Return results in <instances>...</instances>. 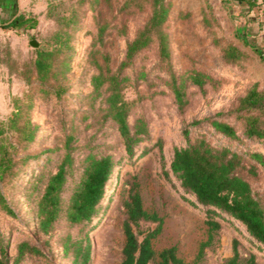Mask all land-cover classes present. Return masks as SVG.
I'll return each instance as SVG.
<instances>
[{
    "label": "rangeland",
    "instance_id": "rangeland-1",
    "mask_svg": "<svg viewBox=\"0 0 264 264\" xmlns=\"http://www.w3.org/2000/svg\"><path fill=\"white\" fill-rule=\"evenodd\" d=\"M16 1L22 12L37 13L41 24L37 30L27 33L0 29V129L3 130L0 139L9 146L18 137L10 118L18 100L23 101L32 89L34 107L28 115L38 125L35 139L21 147L16 156L17 174L3 187L13 213L0 211V245L4 241L11 263L19 243L28 241L42 253H28L19 264H73V250L65 251V242L70 236L83 244L88 237L91 264H120L125 241L123 222L127 218L123 202L134 187L140 192L144 207L163 218L162 231L153 240L155 249L176 246L179 256L192 262L206 244L198 264H220L232 255L234 241L238 240L242 257L255 254L259 263L264 264V246L252 238L241 222L226 216L221 219L222 227L212 230L205 208L182 188L170 171L174 148L188 144L183 133L188 127L192 139L205 137L216 147L228 146L243 153L246 168L241 173L258 197L264 195V167L251 158L253 152L264 154V140L245 137L242 121L228 114L253 84L264 86V44L256 43L253 38L244 40L253 26L248 31L241 28L238 18L243 13L238 3L235 0H172L173 9L165 24L170 57L166 60L160 57L155 41L126 70L130 79L124 92L133 101L129 122L134 125L143 118L149 128V136L137 144L134 156L128 157L115 126L104 119L105 105L99 99L93 104L92 76L98 72L94 60L96 57L105 65L104 55H108L112 69L119 68L128 42L150 16V2L141 0L138 6L126 10L121 9L125 0L93 5L86 1L81 5L82 20L73 35L72 69L64 81L67 92L57 98L37 93L42 86L40 82L35 77L28 82L20 73L24 60L33 57L34 49L56 27V22L46 14L52 0ZM100 9L101 21H110L114 28L102 46H94ZM221 36L238 41L251 52L252 59L239 65L226 62L223 58L226 44L220 41ZM32 40L38 46L31 45ZM253 42L256 49L252 47ZM97 48L101 52L94 54ZM196 70L211 74L213 80L202 88L188 86V102L181 109L172 79ZM212 117L234 124L239 137L230 138L218 132L210 122ZM193 121L200 123L193 124ZM69 133L75 135L72 143L75 163L63 192L65 201L83 174L88 153H111L116 165L106 185L100 212L92 222L70 225L62 218L54 231L43 234L38 227L35 203L57 168ZM9 148L13 151L11 145ZM24 156L29 157L25 163L19 160ZM252 165H257V175L248 172ZM166 170L170 171L169 176ZM156 225L144 221L141 229H153Z\"/></svg>",
    "mask_w": 264,
    "mask_h": 264
},
{
    "label": "trees",
    "instance_id": "trees-1",
    "mask_svg": "<svg viewBox=\"0 0 264 264\" xmlns=\"http://www.w3.org/2000/svg\"><path fill=\"white\" fill-rule=\"evenodd\" d=\"M104 4L111 0H52L47 7L46 14L56 22L55 29L46 40L39 43L34 50L31 59L26 58L21 75L32 82L37 79L42 85L37 93L47 97H62L67 92L64 81L71 71V58L73 56V35L80 27L82 20L81 5L84 2ZM150 2V16L135 38L128 42L124 60L117 70L109 65L108 55H104L105 65L95 57L94 63L98 72L92 76L93 90L91 92L93 104L99 99L104 104V119L110 121L121 138L123 148L128 157L136 153L137 144L143 142L149 136L148 123L140 118L132 125L129 115L133 108V101L125 96V86L130 77L127 69L130 68L139 53L148 48L155 41L158 42L159 55L166 60L171 55L170 39L165 24L173 9L172 0H148ZM240 3L247 21L241 28L248 31L257 17V11L264 4V0H235ZM141 0H125L121 9H130L138 6ZM97 22L95 45L102 46L106 35L114 28L110 21ZM41 19L37 13L20 12L15 9L14 14L2 25L5 30H14L17 33H27L37 30ZM253 30L248 31L247 35ZM237 37V36H236ZM237 39H239L237 37ZM246 40V39H245ZM225 43L223 58L230 64L239 65L252 59V54L236 40L221 36ZM252 47L256 49L255 44ZM100 49L94 50V54L100 53ZM262 52V51H261ZM103 54V53H102ZM262 56L263 53H260ZM18 65V62H16ZM12 66V65H11ZM126 71V72H125ZM144 75V73H141ZM213 77L201 70H196L185 75H179L172 79L173 91L179 107L182 109L187 104V87L196 85L205 86ZM35 94L33 89L26 94L23 101L16 104V109L10 118L11 127L18 137L11 142V148L0 139V211L13 213L11 206L3 192V187L17 173L14 171L18 163L16 156L21 147H26L32 142L38 132V125L34 124L29 115L34 107ZM94 106V105H93ZM225 113H218L223 115ZM228 114L235 115L242 121L243 134L254 140H264V86L257 82L253 84L242 97L239 98L236 107ZM27 115V117H26ZM215 129L230 138H238V130L234 124L210 118ZM198 124L200 121H193ZM3 130L0 129V133ZM188 140L187 146L175 147L170 171L180 181L182 188L193 194L198 203L207 213V223L212 230L222 227L221 219L226 216L241 222L254 240L264 246V195L258 197L248 181L241 173L246 168V157L243 153L233 150L228 146L216 147L205 137L191 138V130L186 127L183 130ZM75 135L69 133L66 137L64 153L56 170L48 177L41 193L35 203V213L39 230L43 234L54 231L62 218L70 225L90 223L99 214L101 204L105 196L106 185L110 181L116 161L111 153L90 152L84 159L83 174L72 191L68 201L64 200L63 192L75 163L72 143ZM28 156L21 157L23 163ZM251 158L264 167V154L253 152ZM257 165L249 167L248 172L257 175ZM166 170V175H170ZM127 218L123 222L125 241L122 249L123 258L120 264H198L204 255L203 244L195 261L189 262L179 256L177 247L171 246L162 250L155 249L153 240L161 233L163 218L157 213H152L144 207L143 199L134 187L123 202ZM157 223L151 229H141L142 222ZM83 244L79 240H73L67 236L65 251L73 250V264H91V243L86 237ZM0 245V264H19L28 253L41 254L42 251L28 241L18 245V252L11 263L7 246ZM239 241L235 240L233 253L220 264H260L255 254L242 257L239 251Z\"/></svg>",
    "mask_w": 264,
    "mask_h": 264
},
{
    "label": "crops",
    "instance_id": "crops-1",
    "mask_svg": "<svg viewBox=\"0 0 264 264\" xmlns=\"http://www.w3.org/2000/svg\"><path fill=\"white\" fill-rule=\"evenodd\" d=\"M19 6L17 5L16 0H0V29H2L3 23L14 14L15 9L16 8L20 9ZM238 6L242 8L240 3H238ZM19 9H18V13L22 12L21 9L20 10ZM240 12L243 13L242 10ZM250 18L251 19L253 18L252 19L253 22L251 23V26H253L255 35H251V36L246 35L244 40L246 38L247 39L253 38V40L255 39L254 41L256 43L259 42V44H264V4L257 11V17H250ZM238 19L241 20L240 21L241 27L245 25V22L247 21V17H244V14ZM251 34H254L253 31L251 32ZM256 43L253 42V44H256Z\"/></svg>",
    "mask_w": 264,
    "mask_h": 264
},
{
    "label": "water",
    "instance_id": "water-1",
    "mask_svg": "<svg viewBox=\"0 0 264 264\" xmlns=\"http://www.w3.org/2000/svg\"><path fill=\"white\" fill-rule=\"evenodd\" d=\"M31 45H33V46H38V43H37L36 40H32V41H31Z\"/></svg>",
    "mask_w": 264,
    "mask_h": 264
}]
</instances>
